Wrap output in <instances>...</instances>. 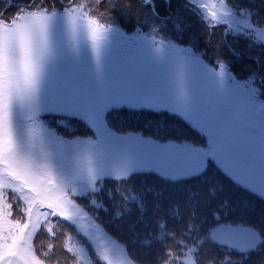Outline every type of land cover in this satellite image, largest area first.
Returning a JSON list of instances; mask_svg holds the SVG:
<instances>
[{
  "label": "rangeland",
  "instance_id": "1",
  "mask_svg": "<svg viewBox=\"0 0 264 264\" xmlns=\"http://www.w3.org/2000/svg\"><path fill=\"white\" fill-rule=\"evenodd\" d=\"M152 1L142 0L157 16ZM187 1L203 22L224 23L229 36L247 46L241 50L245 60L229 57L241 58L237 48L230 55L222 49L220 60L208 57L213 60L208 63L188 46L156 39L149 32L127 34L117 26H104L77 4L50 14L37 5L9 10L8 17L15 18L11 26L0 23V60L22 58L24 64L17 66L15 75L2 78L9 88H14L9 78L17 80L19 96L25 91L14 106L0 108V188L21 198L27 215L14 251L5 262L0 256V264H34L29 240L49 222L47 218L72 223L104 264H153L155 249L147 242L144 247L135 239L130 245L125 235L113 239L65 196L64 188L72 182L92 187L99 179L120 181L147 171L186 179L200 176L214 159L222 172L246 188L239 184L242 189L264 198V84L249 69L251 62L257 64L249 48L264 45V20L256 26L250 12L231 14L219 5L212 13L209 0ZM240 2L246 8L249 0ZM251 7L264 18V6ZM236 68L242 69L241 74L235 73ZM248 73L250 77L239 79ZM116 107L130 113L150 111L164 120L174 117L165 111L177 113L190 122L192 132L187 130L186 135L190 139L154 143L143 136L145 122L136 116L139 113L121 121L132 133H117L107 124ZM64 116L86 125L95 142L57 139L50 143L28 132L33 121ZM29 134L30 141L22 138ZM158 134L167 138L162 130ZM158 134L151 133L150 138ZM42 159L51 163L42 164ZM222 185V201H245L251 196L225 175ZM127 229L131 238L135 233L144 236L136 222ZM211 234L221 247L241 253L254 249L259 241L257 232L249 228L222 224ZM193 258L189 250L182 263L195 264Z\"/></svg>",
  "mask_w": 264,
  "mask_h": 264
},
{
  "label": "trees",
  "instance_id": "2",
  "mask_svg": "<svg viewBox=\"0 0 264 264\" xmlns=\"http://www.w3.org/2000/svg\"><path fill=\"white\" fill-rule=\"evenodd\" d=\"M61 1H72L70 6L77 4L83 7L104 26H117L127 34L142 30L156 39L188 46L208 63L219 61L222 49L230 55L237 48L241 58L229 57L245 60L241 50H247V46L229 36L226 26L209 27L219 23L203 22L196 7L187 0H171L170 5L164 0L152 1L157 16L152 14L149 5L141 3L142 0H35L34 4L41 10L53 12L64 8ZM209 1L214 6L212 13L219 5H224L231 14L237 11L250 12V20L254 25L259 19L264 20L258 16L255 8L248 9V6H264V0H249L246 8L240 0ZM0 2H3V6L10 4ZM249 50L257 63L250 61L252 66L249 69L255 71L261 84H264V45L255 44ZM241 70L234 69L237 74H241ZM247 75L250 77L248 73L239 79L245 80ZM111 110H114L115 116L113 119L108 117L107 124L117 133H132L121 121L124 116L139 113L136 116L145 122L141 127L143 136L150 138L151 133L158 134V130H162L167 138L158 134L153 140L163 143L190 139L186 137L187 130L192 132L190 123L175 113L165 111L174 117L166 116L170 120H164L150 111L130 113L117 107ZM33 122L28 132L32 136L43 137L46 142L87 139L94 143L96 139L88 127L86 129V125H79L77 119L44 117ZM146 131L151 132L146 134ZM30 134L22 138L30 141ZM42 162L45 165L51 163L50 159H42ZM216 163L209 160L200 176L182 180L172 181L150 172L134 173L120 181L99 179L92 187L83 182H72L65 186L64 193L93 224L101 227L113 239L125 235L130 245L135 239L144 247L147 242L149 248L155 249L153 264H183L182 260L189 250L196 257L193 258L195 264H264V198L253 196L254 193L242 189L240 185H243L235 183ZM211 169L212 172L208 174ZM222 175L234 187L251 193V196L245 201H236L234 198L222 201ZM209 187L211 193L208 192ZM26 215V207L21 198L8 189L0 188V256L3 262L12 254L19 241ZM47 219L49 222L43 223L41 229L34 232L29 240L28 253L34 264H104L72 223L59 218ZM132 222L143 229L144 236L138 233L132 238L129 236L127 228ZM220 224L257 232L259 241L256 247L243 253L221 247L211 234Z\"/></svg>",
  "mask_w": 264,
  "mask_h": 264
},
{
  "label": "flooded vegetation",
  "instance_id": "3",
  "mask_svg": "<svg viewBox=\"0 0 264 264\" xmlns=\"http://www.w3.org/2000/svg\"><path fill=\"white\" fill-rule=\"evenodd\" d=\"M14 1V0H13ZM18 1V0H16ZM35 0H29L28 3H23L18 1L16 3H10L3 7H0V23H3L6 26L12 25V18L8 17L9 10L16 8H31L34 4ZM2 50H5V47H1ZM10 58L7 57L3 61L0 60V108H10L12 105L14 106L18 103V97L21 98L24 95L25 89H23L22 94L19 96V92L17 90V80L15 78H9L10 83L14 88H9L6 80L2 78L3 76H12L15 75L14 70L17 68L19 64L23 66V59L20 58ZM20 66V67H21ZM17 85V86H16ZM12 97H16L15 100ZM32 104V103H31ZM33 105V104H32Z\"/></svg>",
  "mask_w": 264,
  "mask_h": 264
},
{
  "label": "water",
  "instance_id": "4",
  "mask_svg": "<svg viewBox=\"0 0 264 264\" xmlns=\"http://www.w3.org/2000/svg\"><path fill=\"white\" fill-rule=\"evenodd\" d=\"M144 5H149V4H147V3H144ZM151 6V5H150Z\"/></svg>",
  "mask_w": 264,
  "mask_h": 264
},
{
  "label": "bare ground",
  "instance_id": "5",
  "mask_svg": "<svg viewBox=\"0 0 264 264\" xmlns=\"http://www.w3.org/2000/svg\"><path fill=\"white\" fill-rule=\"evenodd\" d=\"M63 5V4H62ZM64 6V5H63ZM65 7V6H64Z\"/></svg>",
  "mask_w": 264,
  "mask_h": 264
}]
</instances>
